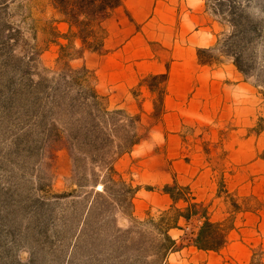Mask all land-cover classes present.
I'll use <instances>...</instances> for the list:
<instances>
[{"label":"rangeland","instance_id":"rangeland-1","mask_svg":"<svg viewBox=\"0 0 264 264\" xmlns=\"http://www.w3.org/2000/svg\"><path fill=\"white\" fill-rule=\"evenodd\" d=\"M237 1L245 11L244 22L257 26L246 56L252 64L249 74L244 75L231 56L213 63L228 64L221 108L215 120L183 124L184 139L170 164L181 159L194 165L234 210L256 211L264 210V0ZM206 4L215 19L229 26L212 46L218 54L220 41L223 45L233 28L221 6L215 12L212 1ZM94 29L96 34L88 41L97 44L102 36L98 20ZM83 48L82 39L71 31L53 0H0V264H157L164 252L161 229L189 211L162 198L164 185L148 181L144 168L149 154L138 155L139 146L114 163L136 189L133 206L121 207L116 196L120 186L102 190L98 175L105 164L77 150L66 124L87 121L80 110L92 105L88 89L96 88L102 107L139 114L140 143H155L149 152L161 153L163 142L159 145L150 138L161 115L165 80L151 76L143 81L152 86L157 100L150 115L142 116L144 98L136 90L132 95L141 110L117 107L109 92L97 89L94 72L81 63L78 55ZM218 99L210 94L208 116L213 112L209 106ZM259 181L261 197L253 188ZM171 184L197 206L190 210V219L179 220L168 230L176 244L165 264H206L213 260L211 254L199 252L193 240L208 218V209L193 199L199 194L207 199L210 192L199 190L195 178L186 187ZM234 216L212 222L219 223V233H225ZM253 249L259 261L264 251L261 246Z\"/></svg>","mask_w":264,"mask_h":264},{"label":"crops","instance_id":"crops-1","mask_svg":"<svg viewBox=\"0 0 264 264\" xmlns=\"http://www.w3.org/2000/svg\"><path fill=\"white\" fill-rule=\"evenodd\" d=\"M122 1L120 6L102 13L97 19L102 32L100 48L86 49L80 57L81 63L94 72L97 89L109 92L113 105L143 108L142 116L150 115L157 106L154 89L143 81L151 76L166 75L161 115L151 128L150 138L159 145L163 142L161 153H150L155 143L135 145L139 146L138 155L149 154L144 174L151 183L177 182L185 187L195 178L199 190L210 192L207 199L205 194L193 199L206 205L209 220L221 222L231 213L235 215L227 232V242L220 250L194 246L199 252L211 254L213 260L206 264H264V253L257 261L253 249L261 246L264 251V210H234L229 202L213 192L216 186L211 180L205 181L204 171L198 173V168L181 159L170 164L184 139L183 124L195 119L215 120L216 110L221 108L220 95L224 90L227 92L228 64L222 63L219 67L213 63L203 64L199 61L198 49L212 47L218 34L229 26L215 19L206 0ZM134 90L140 91L144 98L141 108L132 95ZM210 94L219 99L217 104L209 106L213 112L208 116L206 108ZM253 188L254 194L261 197L258 189H262V181L255 182ZM162 198L182 210L191 205L187 198L175 201L166 192ZM179 220L187 221L182 216Z\"/></svg>","mask_w":264,"mask_h":264},{"label":"trees","instance_id":"trees-1","mask_svg":"<svg viewBox=\"0 0 264 264\" xmlns=\"http://www.w3.org/2000/svg\"><path fill=\"white\" fill-rule=\"evenodd\" d=\"M215 4L214 11L219 12L221 6V13L229 16L228 21L232 24V32L227 35L223 45L222 41L219 53H213L216 47L199 48V61L203 64H212L214 62H222L223 56H231L237 68L244 74H249V67L252 65L246 60L248 51H250L251 43L254 38V30L257 26L246 24L245 11L237 0H229V4H225L228 0H207ZM55 7L64 15V20L70 24L71 31L74 35H78L84 44L83 51L78 56H82L86 49L98 50L101 45V40L97 44L89 42V37H94L96 30L94 24L97 18L102 13L120 6L122 0H53ZM225 5L227 8H225ZM228 9V10H226ZM74 27L77 30H74ZM75 31V32H74ZM69 38V36H65ZM248 59V58H247ZM249 63V64H248ZM153 78L166 79V75H155ZM151 89L152 86H151ZM93 103L87 108L81 109L85 116H88L86 122L73 123L67 125L69 135L72 137L78 151L82 152L90 160L100 159L105 164V169L102 175L98 178L102 179V190H108L109 186H120L117 190V197L121 207H132V199L136 189L127 184V181L122 177L121 173L115 167V160L121 154L130 151L141 140V135L138 131V125L141 121L139 114L131 115L125 109L107 110L101 106L99 101L100 94L96 88L88 89ZM165 91L160 90V104L163 106ZM59 103V97L56 99ZM55 105V104H54ZM75 109V107H71ZM157 108V107H156ZM52 110L55 109L51 108ZM100 116V117H99ZM106 151V152H105ZM108 151V152H107ZM102 153V154H101ZM109 153H112L109 156ZM116 155V156H115ZM81 158V157H79ZM119 176V179H116ZM175 185L165 184L164 192L169 193L171 197L177 201L183 198L181 192H175ZM196 204H191L187 209L189 211L181 212L174 218L173 223H167L161 229L163 235L162 248L164 252L160 255L157 264H165V259L170 250L174 249L176 240L168 234L171 227L178 225L179 218L182 216L185 219H190L192 212L190 210L195 208ZM204 210V215L207 214ZM194 213L197 211L194 210ZM219 223L212 222L206 218L196 238L193 240L194 244L199 249L204 250H220L227 242V232L219 233L217 228Z\"/></svg>","mask_w":264,"mask_h":264}]
</instances>
